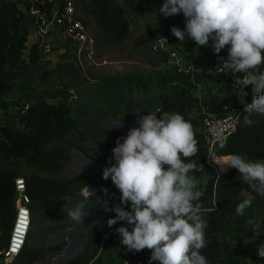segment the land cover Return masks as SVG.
<instances>
[{
    "label": "trees",
    "instance_id": "16d2710c",
    "mask_svg": "<svg viewBox=\"0 0 264 264\" xmlns=\"http://www.w3.org/2000/svg\"><path fill=\"white\" fill-rule=\"evenodd\" d=\"M44 0H0V95L9 97L1 101L0 107L29 103L23 118L22 126L13 122H0V155L11 157L44 173H55L65 167L71 158L73 149L81 150L71 139L84 140L85 130L90 131L83 117L114 115L123 108L127 118L138 106L140 114L148 112L174 111L182 114L190 121L194 132V118L190 114L193 106L190 91L183 87L174 89L169 85L174 73H168L163 67L155 75L140 80L129 75L111 76L105 79H94L85 82L78 90L49 92L37 89L35 82L46 77V72L38 74L37 63L41 54L38 43L30 40L34 26V15L31 9H43ZM79 16L86 25H92L96 37L117 44L129 32L126 6L130 5L141 10L142 0H74ZM165 23L176 26L165 20ZM227 58L226 51L220 53ZM212 64L213 59H207ZM264 71V67L261 68ZM170 72V70H169ZM18 94V98L15 95ZM204 105L210 106V112H218L220 104L207 100ZM244 112L241 113L236 128L227 136L224 145L213 149V153L224 161L229 154H240L253 160H264V116L252 115V126L243 123ZM99 134L112 141L118 137L117 131H99ZM198 142V153L192 160L205 158L206 147L202 139L194 132ZM203 162V161H202ZM18 175L25 179L26 190L31 200L32 216L41 214L46 219L58 220L64 204V198L72 196L83 186H105L106 181L93 179L85 175L57 180L26 174L18 169H5L0 166V244L5 242L15 213L14 200L16 192L13 181ZM192 176L199 182L203 192L199 203L201 213L207 221V246L201 250L209 264H218L223 251V235L228 232L232 236L244 234L248 230L249 217L252 210L245 209L243 216L236 214V206L242 202L239 196L237 170L230 168L216 173L209 164L202 163L195 169ZM253 206L264 212V198L258 196L250 187ZM117 197V195H115ZM119 203L118 199H110L107 206ZM106 206V208H107ZM113 212H105L98 228V233ZM113 225L109 231L116 229ZM108 231V232H109ZM94 236V238H95ZM100 236V235H99ZM94 238L88 237V244H94ZM81 255L69 260L66 264H87L90 260L87 246ZM54 247L53 249H56ZM47 249L25 246L17 256L18 264H33L45 258Z\"/></svg>",
    "mask_w": 264,
    "mask_h": 264
},
{
    "label": "clouds",
    "instance_id": "9594fccd",
    "mask_svg": "<svg viewBox=\"0 0 264 264\" xmlns=\"http://www.w3.org/2000/svg\"><path fill=\"white\" fill-rule=\"evenodd\" d=\"M158 12L163 18L182 13L184 28L171 26V34L180 43L191 40L198 48L210 47L219 61L216 69L232 74L245 126L253 125V114L264 116V0H163ZM225 48L226 59L219 55ZM134 123L138 126L116 139L110 166L102 170V178L111 179L120 193L119 203L103 210L115 213L106 221L108 227L123 222L115 229L120 243L128 251L150 250L148 264H209L201 253L208 243L199 203L203 192L190 175L196 168L192 157L199 151L190 121L179 112L153 111L136 113ZM220 166L222 172L235 168L264 198V160L229 154ZM101 191L109 195L107 188ZM250 204L240 202L236 214L243 216ZM85 208L78 202L61 211L82 223L92 215ZM256 254L264 258V245L256 247Z\"/></svg>",
    "mask_w": 264,
    "mask_h": 264
},
{
    "label": "rangeland",
    "instance_id": "374dc122",
    "mask_svg": "<svg viewBox=\"0 0 264 264\" xmlns=\"http://www.w3.org/2000/svg\"><path fill=\"white\" fill-rule=\"evenodd\" d=\"M126 13L129 32L117 44L106 42L101 38L98 39L94 33L93 26L86 25L89 32L95 37V45L93 49L86 50L84 47H81L79 51L80 46L77 42L58 32L52 40V51L47 55L41 56L40 61L37 63L38 74L41 75V73L46 72V77L35 82L34 86L37 89L54 93L63 90L76 91L85 82L94 79L129 75L143 80L148 78L149 75H155L157 71L163 68L164 62L163 54L155 53L150 49V44L157 33L152 31V29L146 31V15H144V9L139 10L135 6L127 5ZM167 72L172 73V70L171 72L169 70ZM169 85L174 89L178 88L174 83V79L170 80ZM15 97L18 98V94ZM140 111L141 107L138 106L132 111L131 118H127L123 108L114 115L106 112L104 115H89L83 117V121L89 124L90 131L85 130V137L82 141L71 138L81 150L73 149L68 163L64 168L55 173H44L34 170L31 167L24 166L21 161L12 158H1V156L0 166L11 170L18 169L20 172L26 174L33 173L37 176L57 180L67 179L75 175H85L93 179L104 180L102 178V170L110 166L108 164V158L111 156L112 148L115 147L116 139L125 137L131 127L138 126L135 125L134 121L136 119V113H140ZM193 114V117L198 116L195 110H193ZM119 123L123 127H115ZM195 127L196 121L194 129ZM104 129L107 131H117L118 137L112 141L108 137L101 136L99 131ZM202 161L206 163V158ZM202 161L201 159L194 161L196 164L195 169L201 168ZM215 167L218 169V173H221L216 165ZM228 169L230 168L226 170ZM192 172L190 175H192ZM104 181H106V185L103 188L108 189L109 195H105L101 191L102 188L100 189L98 185H95L88 186L91 189V195L89 194L86 198L82 197L80 190L76 191L72 196L64 198L65 202L63 206L71 208L76 203L82 202L86 206L85 211L92 213V215H87L82 220V223L72 221L61 210L60 213L63 216L54 221L44 218L41 214L32 216V226L28 235L31 243L43 248L46 246L45 243L47 240H54L49 246H58L56 252H61V255H64L70 246L78 248L80 245L81 249H84L88 237L94 238V229L99 227L105 213L103 210L106 209L108 201L110 199H118L120 195L119 191L112 184L111 179ZM92 189H95V191ZM246 190L244 186H239V196L243 201H250L244 193ZM95 212L97 214L94 216ZM113 214L115 215V213ZM117 224V227H120L123 222H118ZM110 228L107 224L103 225L100 228L101 230L96 233L93 240L94 244L92 242V244L86 245L87 253H89L88 256L95 251V254L90 256L91 258L87 264H118L116 234L114 230L109 231ZM80 234H84V236L78 241V235ZM67 258L64 256L63 260L65 261Z\"/></svg>",
    "mask_w": 264,
    "mask_h": 264
},
{
    "label": "built area",
    "instance_id": "2783aa9c",
    "mask_svg": "<svg viewBox=\"0 0 264 264\" xmlns=\"http://www.w3.org/2000/svg\"><path fill=\"white\" fill-rule=\"evenodd\" d=\"M43 9H31L34 15V26L30 34V38L38 43V50L41 56L47 55L52 51L53 29L62 33L69 39L74 40L86 50L93 49L95 45V37L87 29L86 23L79 16L74 0H44L42 2ZM161 37L165 38L167 43ZM50 40H49V39ZM171 38L168 34L162 33L154 36L150 44V49L155 53L164 52V66L171 69L174 74L183 75L191 74L193 64L188 61L186 56L179 52L174 47H170ZM226 51V48L224 49ZM209 57L213 59L212 67L216 68L219 65L216 55L212 49L209 50ZM220 55V54H219ZM242 75V74H237ZM239 86L235 84V79L231 84V96L229 101L222 106L220 112L216 114L204 113L199 120V130L196 133L203 141L207 151L205 154L206 163L212 166L218 173L212 157L215 155L213 149L220 148L224 145L227 136L236 128L243 105L239 102L238 92ZM247 97L250 102V90ZM29 103L21 101L13 107V110L25 117ZM239 186L250 188V183L245 180L243 183H238ZM16 192L14 205L15 213L11 223V228L4 243L0 244V264H13L19 253L26 246L28 235L32 226V208L29 194L26 190L25 179L22 175H18L13 181ZM100 189L104 186H99ZM80 194L83 198L91 195V189L88 186H83L80 189ZM97 213V212H96ZM116 234L119 264H148L151 255L150 250H142L140 252L128 251L125 246L120 243L121 237ZM84 236V234H82ZM81 237V239L83 238ZM152 264H158L153 261ZM257 264H264V259Z\"/></svg>",
    "mask_w": 264,
    "mask_h": 264
},
{
    "label": "crops",
    "instance_id": "0c3cea01",
    "mask_svg": "<svg viewBox=\"0 0 264 264\" xmlns=\"http://www.w3.org/2000/svg\"><path fill=\"white\" fill-rule=\"evenodd\" d=\"M162 3L163 0H142L144 15H146V31L148 29H152V31L157 33L155 35L162 33L168 34L171 38L170 47H174L179 52L183 53L188 61L193 64V71L191 74L173 75L175 76L174 83L178 88L185 87L190 91L193 102L190 114L194 116L193 110L198 113L197 117H193L194 123L196 121L194 132L198 133L200 117L204 113L216 114L220 112L222 106L229 101L231 96V84L235 78L230 73L227 74L216 71L212 67V64L208 63L209 61H207V59H210V47L201 46L198 48L195 42L191 40H186L183 43L177 41V38L170 32L171 25L165 23V20L170 21L177 25V27L183 29L185 18L182 13L168 18H163L158 12V9ZM53 31L54 33L52 37L54 39L58 32L55 28ZM30 40L32 39L30 38ZM222 52H224V50H222L221 53ZM159 54H163L165 59L164 52ZM163 67H165L164 62ZM167 69L170 70L169 68ZM1 72L2 71H0V75L2 74ZM8 99L9 97L0 95V102L7 101ZM205 100L211 102L212 105L220 104V110L218 112H210V106L208 107L207 105H204ZM13 107V105H9L7 108L0 107V122L9 121L13 122L17 126H22L23 118L13 110ZM0 136H2L1 131ZM1 158L7 159L11 157L1 156ZM242 181H244V179L240 177V174L237 171V182L242 183ZM248 189L244 192L251 202V205L248 208L252 210V213L249 217L248 230L244 234L238 236H232L225 231L222 233L223 251L219 257L218 264H257L259 261L264 259L256 254V247L264 245V212L257 210L253 206L252 196L249 194ZM96 214L97 213L95 212L94 216ZM52 235L55 236L54 234ZM82 236V234L78 235V241H80ZM28 240L29 238L27 239L26 246L30 245L34 247H40L38 245H34L30 240ZM53 242L54 240L46 241V246L43 247L44 249H47L45 251V258L37 260L33 264H66L70 259L81 255L84 250L83 248L81 249L80 245L78 248L70 246L67 248L64 255H61V252H56L57 248L53 249L54 246H49ZM116 248L119 264L117 240ZM70 255L72 256L69 257ZM64 256L69 258L64 261ZM13 264H18V258L15 259Z\"/></svg>",
    "mask_w": 264,
    "mask_h": 264
},
{
    "label": "bare ground",
    "instance_id": "6f19581e",
    "mask_svg": "<svg viewBox=\"0 0 264 264\" xmlns=\"http://www.w3.org/2000/svg\"><path fill=\"white\" fill-rule=\"evenodd\" d=\"M212 161H213V163L219 168V171H221L220 170V165L221 164H223V162H224V160L221 158V157H219V156H217V155H214L213 157H212ZM218 170V169H217ZM222 172V171H221Z\"/></svg>",
    "mask_w": 264,
    "mask_h": 264
}]
</instances>
